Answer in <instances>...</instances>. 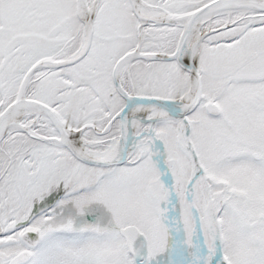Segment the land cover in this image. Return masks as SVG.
Wrapping results in <instances>:
<instances>
[{
	"label": "snow or ice",
	"instance_id": "1",
	"mask_svg": "<svg viewBox=\"0 0 264 264\" xmlns=\"http://www.w3.org/2000/svg\"><path fill=\"white\" fill-rule=\"evenodd\" d=\"M0 264H264V0H0Z\"/></svg>",
	"mask_w": 264,
	"mask_h": 264
}]
</instances>
